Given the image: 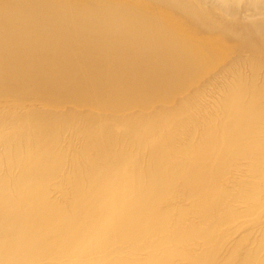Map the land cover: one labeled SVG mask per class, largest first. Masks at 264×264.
<instances>
[{"label": "bare ground", "instance_id": "6f19581e", "mask_svg": "<svg viewBox=\"0 0 264 264\" xmlns=\"http://www.w3.org/2000/svg\"><path fill=\"white\" fill-rule=\"evenodd\" d=\"M0 264H264V0H0Z\"/></svg>", "mask_w": 264, "mask_h": 264}]
</instances>
